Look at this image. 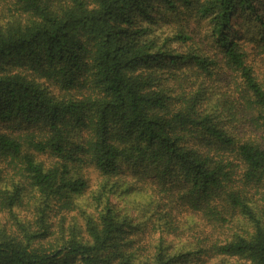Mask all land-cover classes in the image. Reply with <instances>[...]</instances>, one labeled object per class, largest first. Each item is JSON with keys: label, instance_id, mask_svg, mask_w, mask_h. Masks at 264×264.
<instances>
[{"label": "trees", "instance_id": "obj_1", "mask_svg": "<svg viewBox=\"0 0 264 264\" xmlns=\"http://www.w3.org/2000/svg\"><path fill=\"white\" fill-rule=\"evenodd\" d=\"M0 264H264V0H0Z\"/></svg>", "mask_w": 264, "mask_h": 264}]
</instances>
